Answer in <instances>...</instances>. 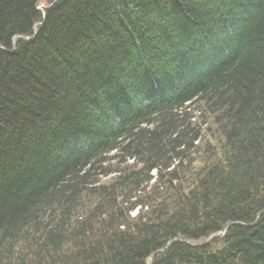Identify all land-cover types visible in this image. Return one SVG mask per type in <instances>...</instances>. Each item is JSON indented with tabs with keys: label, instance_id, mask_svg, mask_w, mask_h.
Here are the masks:
<instances>
[{
	"label": "trees",
	"instance_id": "trees-1",
	"mask_svg": "<svg viewBox=\"0 0 264 264\" xmlns=\"http://www.w3.org/2000/svg\"><path fill=\"white\" fill-rule=\"evenodd\" d=\"M41 1L0 0V264H264V0Z\"/></svg>",
	"mask_w": 264,
	"mask_h": 264
},
{
	"label": "water",
	"instance_id": "water-1",
	"mask_svg": "<svg viewBox=\"0 0 264 264\" xmlns=\"http://www.w3.org/2000/svg\"><path fill=\"white\" fill-rule=\"evenodd\" d=\"M55 1H56V0H52L51 3H50L49 5H47V6H44V5L40 4V5H38L37 10L40 11V12H42V16H44V11H45L46 9H48L51 5H53ZM42 18H44V17H42ZM39 24H40V23H35V25H39ZM34 33H35V31H34ZM31 38H32V37H31ZM12 41H13V40H12ZM2 48H3V47H2ZM213 236H215V235H214V234L211 235L210 238H212Z\"/></svg>",
	"mask_w": 264,
	"mask_h": 264
},
{
	"label": "rangeland",
	"instance_id": "rangeland-1",
	"mask_svg": "<svg viewBox=\"0 0 264 264\" xmlns=\"http://www.w3.org/2000/svg\"><path fill=\"white\" fill-rule=\"evenodd\" d=\"M39 3L42 4V5L45 4L44 1H41V2H39ZM40 14H41V13H40ZM44 16H45V15H44ZM44 16L41 15V17H44ZM139 212H140V211H139L138 208H136V207H135V208H132L131 211H130V213H129V215H130L129 217H130V218H133V217H135V215L138 214Z\"/></svg>",
	"mask_w": 264,
	"mask_h": 264
},
{
	"label": "bare ground",
	"instance_id": "bare-ground-1",
	"mask_svg": "<svg viewBox=\"0 0 264 264\" xmlns=\"http://www.w3.org/2000/svg\"><path fill=\"white\" fill-rule=\"evenodd\" d=\"M223 231V230H222Z\"/></svg>",
	"mask_w": 264,
	"mask_h": 264
}]
</instances>
